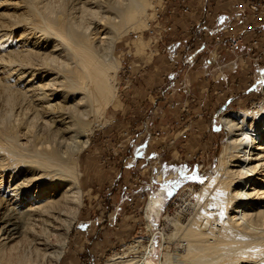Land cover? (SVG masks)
Listing matches in <instances>:
<instances>
[{"label":"bare ground","instance_id":"obj_1","mask_svg":"<svg viewBox=\"0 0 264 264\" xmlns=\"http://www.w3.org/2000/svg\"><path fill=\"white\" fill-rule=\"evenodd\" d=\"M38 4L39 7L36 8ZM145 4L144 0H124V3H116L112 7L114 17H108L106 12L110 9L97 3L98 8L93 12L91 8L83 6L80 10L81 17L76 18L65 6L57 12L48 0L41 2L29 0L28 8L33 15L30 23L35 27L34 32L36 29L44 32L49 43L54 46L52 51L47 54L45 52L43 62L45 61L52 71L55 69L58 74L60 73L64 82L61 87L53 88L47 94L44 93L43 86L35 87L34 97L40 91L43 101L48 104L50 98L65 99L69 106L55 107L61 114H54L53 124L56 123L66 136L55 139L51 133L52 127L45 125L47 128H43H46L45 132L47 131L48 135L46 140L40 141L39 138V141H33L32 145L31 143L30 146L27 145L28 149L20 142L21 136L18 130L0 121V149L8 154V159L12 157L7 167L16 172L22 164L23 172L30 175L29 179L27 175L22 176L23 180H21L22 177L14 179L15 185L10 183L8 187L11 198L7 202L5 212L0 214V264H58L63 258L65 242L53 247L42 231L38 234L35 230L43 226L45 229L43 232H45L48 228L56 227L55 223L62 213L60 208L68 201L78 208L84 204L82 199L84 193L81 191L79 181L81 173L78 155L89 144L94 128L99 125V120L104 117L105 111L113 104L116 103L114 107H119L121 103L119 98L117 99L119 95L116 78L121 63L114 58V54L112 55L114 44L108 42L110 47H104V49L108 48L105 50L107 52L99 53L102 50H97L91 41L97 34L96 31L93 33L92 31L99 29V23H93L94 26L91 27L92 23L88 24V22L92 21L87 19L99 18L100 22L105 23L103 27L109 29L113 26L110 23L115 21L123 27L130 26L129 30L134 31L135 28L132 29V27L136 22L134 24L130 22L135 20L139 13L145 11ZM156 7V5L153 6V11L157 10ZM100 13L104 16L100 17ZM2 35L0 46L6 44L11 48L8 42H4L5 35ZM9 35L12 38L13 34ZM104 35L106 36V33ZM8 41L11 40L8 39ZM14 46L13 49L9 48L8 56L17 58L24 52L20 50L19 44ZM61 53L66 55V61L62 62V60V64ZM59 64H61L60 67L57 66ZM8 81L10 80L6 82ZM4 93L8 96L10 90L6 88ZM24 97L29 98L25 94ZM221 123L229 132V137L221 148L212 175L206 180L199 195L198 204L204 207L198 215L191 218L192 220H188L186 226L179 222L180 219L179 221L168 220L175 230H185L186 254L180 257L168 253L166 261L160 264H250L247 261L264 257V234L261 231L264 230V173L258 174V171L264 168V97L248 110L224 114ZM35 188L37 191L34 196ZM162 201V196L152 197L148 205V213L159 216ZM253 203L257 205L254 206ZM77 215L76 211L70 215L69 220L65 221L63 228L67 236L78 218ZM185 216L184 213L181 222H184ZM260 223L263 224V229L253 227ZM180 236L183 237L181 234ZM170 237L171 234L163 239V243ZM138 243L139 240H135L134 243L127 244V247L132 252L137 250ZM151 256L149 251L147 258L151 259ZM123 259L118 256L116 260L109 261L112 264H152L144 260ZM257 264H264V262L258 261Z\"/></svg>","mask_w":264,"mask_h":264},{"label":"rangeland","instance_id":"obj_2","mask_svg":"<svg viewBox=\"0 0 264 264\" xmlns=\"http://www.w3.org/2000/svg\"><path fill=\"white\" fill-rule=\"evenodd\" d=\"M41 1L42 0H40V2ZM96 1L97 0H48V2L54 8L55 11L59 12L61 7L65 6L69 13H73L76 18L81 17L80 10H82L83 6L91 8V11L93 12L94 10H96V8H98L97 3H101L105 7L110 9L108 12H106L108 14V17H114L115 14L112 7L115 6L116 3H124V0H98L99 2L97 1V3ZM119 1H121L122 3ZM144 1L146 3L145 11L138 14V19L136 18L135 20L130 22L131 24H134L136 22L135 26L132 27V29L135 28L134 31L129 30L131 28L130 26H128V28L123 27L120 23L115 21H112L110 23V25L113 24V26H109V29L108 27H103L105 23L100 22L99 18H97V20L91 18L87 19V21H92L88 22V24L92 23L91 27H93L95 23H99V29H94L92 33L96 31V35L100 34L101 37L99 35L97 37L95 35V37L96 39L101 38L98 39L101 42L96 40L95 37L91 36V38L93 37L95 40L94 41L93 39H91V41H93V45H95L97 50H102L101 52L98 51L99 53L107 52L105 50H107L108 48L104 49V47H110V44H108V42H112V44H114L112 55L114 54V58H116L121 63L119 70L116 74L118 88L117 94L119 95L117 96V99L119 98V100H121L120 75L122 67L124 66L121 56L124 51L129 50L126 48L129 47V43L134 44L135 48H137V56L140 53L144 54V50L146 49V47L150 46L151 44V42L149 43V41H147L146 43L143 41L146 37H148L147 29L149 27V23H152L156 19V17L159 16V13L162 8V0ZM148 1H150V5ZM234 2L235 0H229L228 2H226L223 6L225 7V11H229L231 8L230 6ZM28 5L29 0H0V36L4 34V38H6V41L4 42H8V44H10L11 46L10 48L7 47L6 44L2 43V46H0V121L10 126L12 125L18 130L17 132H19V135L21 136L20 142L23 144V146H25V148H28V146L32 145L33 141H39V138L40 141H44V139L46 140V138L48 137L47 131L45 132L47 125L52 127L51 133L55 139L63 138L64 136H66L65 134H63L62 131H60V128L56 125V123L55 125L53 124V117L54 114H61V112L55 109V107L69 106V104L65 102V99L63 97L60 98V100H57L56 98H50V100L48 99L49 104L44 102L43 97H41L42 93L40 91L38 95H35L34 97L35 89L38 86H43V89L45 90L44 93L47 94L50 93L51 89L61 87L64 82L62 80V77L60 76V73L58 74L55 69L52 71L51 68L45 64L46 62H43V59L45 58L44 56L49 51H52L54 49V46L53 44L51 45V43H49V40L45 36L46 34H43L44 32L42 33L38 29H36V31L38 32H34L35 27L33 26V24L30 23V20L33 18V15L31 9L28 8ZM154 5L157 6L156 11H153ZM38 7L39 4L36 8ZM99 16L101 17L104 15L100 13ZM108 29L113 32H109ZM106 31H108L111 35ZM126 31L129 32L127 33ZM104 33H106V36L109 34V36H107L106 38ZM9 34H13L12 38ZM108 37L112 40L109 41L110 39ZM8 39L11 41L9 42ZM13 44H19L21 48L20 50L24 52L23 54H19L17 58L8 56V50L13 49V47H15ZM104 44L105 46H103ZM4 46H6V48ZM27 55L28 57H26ZM60 58H62L60 62L62 60V62L66 61V55L62 54V57ZM61 64L57 66L60 67ZM241 76L242 75H240L239 77ZM6 79L10 81L6 82ZM54 82H56L55 85H53ZM249 84L244 87L247 88ZM6 88L10 90V95L8 96H5L6 94L4 93V90ZM257 92L258 93L255 94V96H253L251 99H249L248 102L234 104L233 107L226 109L224 113L229 114L233 111H245L254 107L264 97V92H262L261 90H258ZM24 94L29 98H25ZM32 96L34 97V99ZM29 104L32 105L29 106ZM115 105L116 103L105 111L104 117L99 120V125H96V127L94 128L95 131L91 136L89 144L78 155V164L80 165L79 170L81 173L79 181L81 182V191L84 193L82 194L84 204L81 206V208H78L75 204H72L70 203V201H68L67 204H64V206L60 208L62 213L60 214L59 220H57L55 223L56 227L54 226L53 228H48V230H46L45 232H43L45 230L43 226H40L37 230H35L36 233L38 232V234L42 231V233H44L45 236L49 239V243L53 247L60 244L62 245L63 241L65 242L66 248L64 247L63 249V260L60 259L58 264H112V262H110L109 260H116L118 256L124 258L123 260L136 259L144 260L152 264H160L166 261V256L168 255V253L173 254V256H184L186 254L187 249V247H185L186 240L184 239L185 230H175V227L168 220L170 219L179 221L180 219L179 222L182 223L183 226H186L188 220H192V217L194 218L195 215H198L199 212H201L204 205L198 204V200L200 198L199 195L202 192L206 180H208V178L212 175L213 170L217 165V159L221 148L229 137V132L226 130V127H224L221 123L222 115L224 114L223 113L215 121L217 123V127H219L220 130L219 134H216L215 141L217 145L215 151H213L214 156L212 160H203L200 157V160L198 159V162L204 165V168L200 172H194L191 175H187L186 168H183L182 174L178 176V181L174 183H167L165 187L161 188L163 189L160 192L161 195L157 197L162 196V202L164 203V207L162 210H160L159 216H156V214L152 213L154 219L149 223L151 214L149 215L146 212L147 201H140V197H138V195H133V200L132 198L127 200L126 197L130 195L129 192H121L120 194H114V192H112L113 188H108V186L113 183V179L117 174L116 171L118 170V165H116L115 160L121 155H125L129 147V142L124 141L128 137L127 133H125L124 136L118 138L117 134L114 135L115 130L113 129L116 126L111 125L110 112L111 108ZM49 118L51 120H49ZM43 127L46 128L44 129ZM38 132H40L39 134L41 135H39ZM29 133H31L32 135L30 134L29 136ZM208 133L209 131L207 132V134ZM35 134H37L36 137ZM29 140L31 141L28 143ZM95 144L97 145L95 146ZM150 145L156 146L155 141H150ZM97 147L98 149L96 151ZM159 149H161V147H159ZM166 156L167 153L163 155L162 158H166ZM168 156L170 157V159L172 158L171 153H168ZM7 159L8 154L0 149V214H3L5 212L7 208V202L11 198V193L8 189L10 183L12 185H15V183L13 182L14 179L18 177L21 178L22 176L24 177L25 175L28 176V173L23 172L22 164L21 166L19 165L18 170L16 172L15 170L13 171L9 169L7 166L11 162L12 157L8 160ZM92 160L97 161L93 163ZM178 166L180 165H177L175 168H178ZM104 171L108 176L106 178H108L107 181L109 182L102 184L98 179L99 173ZM263 173L264 168L258 171V174ZM135 176L136 175H134L133 179L135 178ZM139 176L142 177L145 181L146 178L144 175L140 173ZM23 177L21 178V180H23ZM29 178L30 175L27 177V179ZM133 179L132 185L134 184ZM186 184L196 185L195 191L191 195H185L184 200H179L176 202L175 198L177 197L179 191L182 189L183 185ZM36 191L37 190L35 188L34 196L36 195ZM122 196L123 198H125V200L121 198ZM256 205L257 204H254V206ZM76 211L78 212V218L72 225L70 234L67 236V234L64 233L63 228L65 221L69 220L70 215H73ZM109 213H111L113 218L111 219V221H108L109 224H107L105 219L108 218ZM184 213L187 217L185 216L184 222H181V219L183 218L182 215L184 216ZM90 220L93 222L92 225L90 224ZM253 227H260L261 229H263V224L260 223L258 225H253ZM175 231H177V233H175ZM261 231L262 234H264V230ZM170 234L171 237L167 240L165 239L166 241H164L163 243V239ZM180 234L183 235V237H181ZM175 236L176 238H174ZM93 238L98 242H96V245H92L91 243ZM135 240H139L138 248L137 250L131 252L128 249L127 244L129 245L130 243H134ZM175 245H177L176 247H179V249H177ZM153 247L155 248V250L153 253H151V259H149L147 258V254L149 251L152 252L151 249H153ZM88 251H90L94 255V260H90L88 258ZM81 256H84V258L82 259ZM72 258L73 261L71 260ZM258 261L264 262V257L254 258L252 260L247 261V263L257 264Z\"/></svg>","mask_w":264,"mask_h":264},{"label":"crops","instance_id":"obj_3","mask_svg":"<svg viewBox=\"0 0 264 264\" xmlns=\"http://www.w3.org/2000/svg\"><path fill=\"white\" fill-rule=\"evenodd\" d=\"M185 1L192 8L190 12H184L183 0H162L159 22L172 25L173 30L164 35L160 44L151 43L144 54L137 56L134 44L129 43V47H126L129 50L121 56L124 65L120 75L121 103L119 107L111 108L110 120L111 125L116 126L113 130L117 138L127 133L128 136L132 134V141L126 154L115 160L117 174L108 186L113 188L114 194H132V179L136 174L145 176L142 189L149 194L163 190L161 188L167 183L178 181L183 168H186L187 175L198 172V159L212 160L214 156L217 145L215 138L220 130L216 119L234 104L248 102L260 88L261 83L252 86L249 84L252 77L250 79L248 74L233 69V64H229L232 57L225 55L220 63L208 60V54L201 44L197 45L200 60L193 69H187L185 50L194 44L198 36L197 31L193 32L191 28L202 22L212 28L218 27L227 18L228 11L223 6L229 0ZM208 8L215 11L213 17L206 15ZM143 41L150 43L149 37ZM166 48L172 50L166 51ZM176 50H182L183 54L174 62L172 55ZM238 77L240 81L237 85ZM185 78L188 80L189 95L186 90L178 88L179 82ZM247 84L249 86L244 87ZM171 102L177 103V108L171 109ZM183 106L188 107L186 113L182 111ZM145 125H148V131L144 129ZM184 126L189 128L187 140L179 138ZM154 132L160 133L155 141L156 146L150 145L147 136ZM166 153L167 156L171 153L172 158H162ZM96 161L92 160L93 163ZM177 165H180L179 169L175 168ZM189 171L192 173L188 174ZM106 177L105 171L100 172L98 180L102 184L109 182ZM121 198L125 200L123 196ZM112 218L109 213L105 219L107 224ZM96 242L94 238L91 241L92 245H96ZM87 254L90 260L95 259L90 251Z\"/></svg>","mask_w":264,"mask_h":264},{"label":"built area","instance_id":"obj_4","mask_svg":"<svg viewBox=\"0 0 264 264\" xmlns=\"http://www.w3.org/2000/svg\"><path fill=\"white\" fill-rule=\"evenodd\" d=\"M230 7L231 8L227 13V18L218 27L212 28L204 25V22H202L191 28L193 32L197 31L198 36L193 41L194 44L185 50V56L187 57L185 65L189 71L197 65V62L200 60L197 45L201 44L202 48L206 50L208 54V60L213 63H220L225 55L232 57L233 59L229 64H233V69L237 70L239 73L248 74L250 79L252 77L250 80L252 86L261 83L259 90L264 92V83L262 82L264 77V0H235ZM183 8L184 12H190L192 10L185 0H183ZM214 14L215 11L210 10L209 8L207 9L206 15L208 17H213ZM172 30L173 26L161 24L158 16L152 23H149L147 33L148 37L151 39V43L155 45L160 44L164 39V35L170 33ZM165 50L170 51L172 48H166ZM182 54V50L174 51L172 55L174 62H177V60L182 57ZM239 81V78L236 79L235 84L238 85ZM187 82L188 80L186 78L182 79L179 82L178 88L180 90H186V94L189 95V89L186 87ZM168 89L170 88L168 87ZM170 94H172V92H170ZM190 97L192 96L190 95ZM192 101L195 102L193 98ZM169 106L171 109H175L178 104L171 102ZM187 109L188 107L186 106L182 107V111L184 112H187ZM147 126L148 125H145V131H148ZM188 132L189 128L184 126L179 138L187 140ZM147 136L149 137V141H156L159 139L160 133H148ZM126 140L131 143L132 134L129 135ZM203 168L204 165L200 163L197 166V171L200 172ZM191 173V171L188 172V174ZM133 180V193L129 195V199L137 194L138 197H140V201H147L146 212L149 214L148 205L151 198L153 196H159V193L162 190H156L148 194L142 189L144 180L139 174H136ZM195 188L196 185H183L175 198V201L184 200V196L191 195L195 191ZM163 207L164 203L162 202L160 210H162ZM153 219L154 216L151 214L149 222ZM153 252L154 247L151 253Z\"/></svg>","mask_w":264,"mask_h":264}]
</instances>
